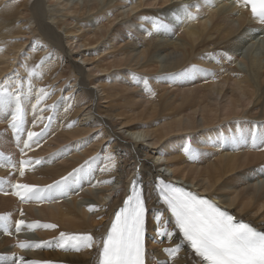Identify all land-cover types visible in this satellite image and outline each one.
I'll return each instance as SVG.
<instances>
[{
	"label": "bare ground",
	"instance_id": "6f19581e",
	"mask_svg": "<svg viewBox=\"0 0 264 264\" xmlns=\"http://www.w3.org/2000/svg\"><path fill=\"white\" fill-rule=\"evenodd\" d=\"M263 50L264 25L241 0H0V82L19 81L25 92L32 85L25 131L16 136L10 117L0 118L9 158L0 153V212L11 211L0 214L9 217L0 251L20 252L18 243L33 238L26 227L17 233L15 221L54 223L34 229L40 238L30 243L52 242L43 248L56 250L32 248L26 260L97 264L96 247L63 250L59 234H92L99 242L137 175L151 193V239L153 215L171 222L152 190L156 178L188 183L264 228V145L253 147L264 138ZM40 89L47 95L37 103ZM49 123L39 146L21 151L27 131ZM21 160L41 164L26 165L21 177ZM82 166L66 196L21 202L12 189L44 188ZM154 242L147 237V264H196L186 247L164 251L175 239Z\"/></svg>",
	"mask_w": 264,
	"mask_h": 264
},
{
	"label": "snow or ice",
	"instance_id": "6c2138e0",
	"mask_svg": "<svg viewBox=\"0 0 264 264\" xmlns=\"http://www.w3.org/2000/svg\"><path fill=\"white\" fill-rule=\"evenodd\" d=\"M244 6L250 5L253 18L264 25V0H241ZM226 58L230 56L224 54ZM192 72L203 71L193 67ZM31 75V73L29 74ZM188 76L189 73H185ZM145 81V88H147ZM37 103L47 95L44 89L38 90ZM32 94L29 82L27 92L21 82L15 88L11 85L0 86V118L10 117L9 127L16 136L25 131L26 109L24 102ZM37 105H33V109ZM42 119V118H41ZM51 120V118H49ZM51 124L45 125L43 131L37 133L27 131V140L23 142L24 149H31L33 144L39 146ZM264 145V138L260 143L253 141V147ZM187 151V150H186ZM88 163V162H86ZM41 164L40 160H21L18 169L19 176L25 175V166ZM15 168V165H11ZM83 171V166L73 170L61 180L40 188L27 183H15L12 189L21 202L31 200H51L52 193L66 196L68 194V180L71 176ZM152 190L158 194V201L165 206L170 214L171 222L163 223L160 214L153 215L152 222L157 236L177 241L175 247L164 251L172 256L182 248H187L195 259L196 264H264V231L257 230L247 222H238L227 210L222 209L213 199L201 196L187 190L176 183L156 178ZM47 194V195H46ZM151 193L145 192L143 178L135 176L130 184L129 193L123 200L122 206L114 214L110 226L99 242L92 234H71L60 232L56 244L63 250L81 251L83 249H98L97 264H146V234L149 209L146 204ZM95 206H90V211ZM21 215L23 213L21 212ZM8 216H0V220L7 221ZM28 229H56L54 223H29L24 219L15 221V231L19 233L23 228ZM7 233V228L5 229ZM52 242H20L22 249L43 248ZM0 262L4 264H51L45 261H28L15 253L0 254Z\"/></svg>",
	"mask_w": 264,
	"mask_h": 264
},
{
	"label": "rangeland",
	"instance_id": "374dc122",
	"mask_svg": "<svg viewBox=\"0 0 264 264\" xmlns=\"http://www.w3.org/2000/svg\"><path fill=\"white\" fill-rule=\"evenodd\" d=\"M66 1V0H65ZM66 3V2H65ZM183 4V3H182ZM72 5V8L73 9H77V8H79V6L77 7H75V5H73V4H71ZM175 5V4H174ZM74 6V7H73ZM52 7V6H51ZM57 8H59L60 9V5L57 7ZM56 8V9H57ZM53 9V8H52ZM79 10V9H78ZM160 10L161 9H157V10H152V13H153V15L154 16H157L158 15V13L160 12ZM163 20V19H162ZM165 20H167V19H165ZM56 21V20H55ZM54 21V22H55ZM168 21V20H167ZM76 23V22H75ZM74 22H73V24H71V25H76ZM166 24H168V22H166ZM174 36H177V35H174ZM32 45H30V42L28 43V49H29V47H31ZM214 50L215 49H217V48H213ZM216 51H218V50H216ZM81 63V62H80ZM6 78L4 77L3 79H2V81L0 82V86H4V87H7V81L5 80ZM144 86H141V88H143ZM14 88H15V86L13 87V90H14ZM81 88L79 87L78 88V90H80ZM68 91V90H67ZM17 138V137H16ZM120 144L118 143V142H116V146H119ZM200 148V147H199ZM202 150H204V149H206L204 146H202V148H201ZM0 153H1V155H2V158H5L6 160H7V158H8V154L6 153V151L4 150V147H2V146H0ZM8 160H9V158H8ZM7 160V161H8ZM132 161H135V160H130V162H132ZM263 161H264V158H263ZM251 169V170H250ZM250 169H249V172H250V175L252 174V170H253V168L252 167H250ZM258 170H264L262 167H261V165H260V167H259V169ZM252 176V175H251ZM262 180V179H261ZM257 181V180H256ZM69 193V192H68ZM79 193V191L77 192V194ZM72 198V196H68L67 198L66 197H64L63 198V200L65 199V200H70ZM1 209V208H0ZM1 211V210H0ZM3 211H5V212H11L10 211V208H9V210L8 209H4ZM115 211V210H114ZM5 212H0V214H4ZM105 222V221H104ZM99 226V225H98ZM7 228V226H0V240H1V242H3L4 241V239H5V236H6V232H5V229ZM4 233V234H3ZM23 234H28V233H23ZM29 234H31V233H29ZM33 235V236H32ZM32 235H31V237H33L32 239L29 237V236H26L24 239L27 241V242H33L35 239H39L40 237H39V235L37 234V232L35 231V230H33L32 231ZM148 235H149V233H148ZM147 235V236H148ZM154 236L155 235H153L152 236V239H153V242L154 241H156V245H160V243H161V241L163 240V238L162 237H159L158 239H155L154 238ZM155 237H157V235L155 236ZM148 238L150 239V243L152 242V239L150 238V236H148ZM162 238V239H161ZM30 240V241H29ZM159 240V241H158ZM48 241V240H47ZM0 242V243H1ZM160 242V243H159ZM154 244H155V242H154ZM153 244V245H154ZM156 245H154V248H153V246H152V250L154 251L155 250V246ZM6 247V248H5ZM32 248H28V249H24V250H22V251H13L12 252V248L10 247V248H8L7 247V245H4L3 246V250H1L0 252H1V254H4V255H11V254H13V253H15L16 255H19V256H25L26 254H29V253H27V252H30V250H31ZM35 250L37 249V248H34ZM47 250H56V247H52V246H50L48 249H44V248H42V251H47ZM12 252V253H11ZM71 252L72 253H74L73 252V250H71ZM78 252V251H77Z\"/></svg>",
	"mask_w": 264,
	"mask_h": 264
}]
</instances>
